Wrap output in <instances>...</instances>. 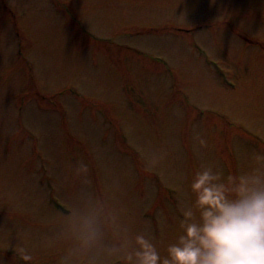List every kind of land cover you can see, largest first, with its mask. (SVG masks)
I'll list each match as a JSON object with an SVG mask.
<instances>
[{"label": "rangeland", "instance_id": "rangeland-1", "mask_svg": "<svg viewBox=\"0 0 264 264\" xmlns=\"http://www.w3.org/2000/svg\"><path fill=\"white\" fill-rule=\"evenodd\" d=\"M231 123L253 136L232 143ZM254 153L264 0H0L3 264H23L20 248L57 264L81 163L117 223L163 254L182 177Z\"/></svg>", "mask_w": 264, "mask_h": 264}, {"label": "clouds", "instance_id": "clouds-1", "mask_svg": "<svg viewBox=\"0 0 264 264\" xmlns=\"http://www.w3.org/2000/svg\"><path fill=\"white\" fill-rule=\"evenodd\" d=\"M76 174L82 194L60 226L57 264H264V153L235 171L206 161L182 177L176 235L163 254L146 232L132 237L117 223L115 210L91 189L86 164ZM17 254L23 264L32 260L27 249Z\"/></svg>", "mask_w": 264, "mask_h": 264}, {"label": "bare ground", "instance_id": "bare-ground-1", "mask_svg": "<svg viewBox=\"0 0 264 264\" xmlns=\"http://www.w3.org/2000/svg\"><path fill=\"white\" fill-rule=\"evenodd\" d=\"M235 146H237V145H235ZM229 147H230L229 150L232 152V150H231V146H230V145H229ZM238 147H239V146H238ZM239 148H241V147H239Z\"/></svg>", "mask_w": 264, "mask_h": 264}]
</instances>
